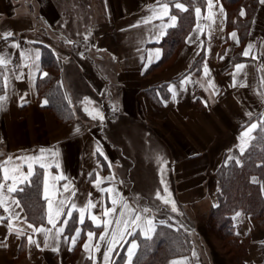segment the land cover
<instances>
[{"label":"crops","instance_id":"crops-1","mask_svg":"<svg viewBox=\"0 0 264 264\" xmlns=\"http://www.w3.org/2000/svg\"><path fill=\"white\" fill-rule=\"evenodd\" d=\"M193 1L197 6L182 45L163 60L165 50L161 42L173 28L157 40L167 18L142 23L152 16L151 7L156 6L157 0H87L92 22L87 31L89 37L83 41L65 40L64 44L56 32L60 16L54 0H0V56L10 61L6 69H0L8 77V84L0 93L7 97L0 110V151L4 160L9 156L15 160L39 155L41 149L58 152L54 159L48 158L53 163L48 172L65 177L56 187L63 192L62 186L68 184L75 196L63 192L60 198L67 197L76 205V209L65 207V212L71 211L72 216L60 218L68 220L63 225L64 232L57 238L53 229L47 247L43 234H33L27 227L32 223L26 219L20 202L18 207L11 205V209L20 217L13 224L24 235L9 231L10 213L0 208V216L5 217L0 220V264H106L104 253L115 225L107 228L105 240L100 241L99 237L106 231L104 221H114L123 202L138 212L150 208L149 213L142 215L153 217L156 228H182L170 205L155 198L158 189L164 194L160 183L162 167L177 202V212L192 223L188 229L190 251L168 264H232L233 254L218 249L217 237L211 235L203 220L217 205L219 189L217 183L213 184L216 171L235 162L228 159L235 153L240 161L237 138L253 118L264 112V4L258 0L246 38L241 41L238 31L227 27L219 11L222 6L226 14L222 0H214L215 23L204 18L208 15L207 0ZM180 2L187 8L186 0ZM196 8L201 9V17L196 16ZM172 9L175 8L170 2ZM197 23L202 26V33L198 32ZM7 32L13 36L2 39ZM232 32L237 33L239 44L231 38ZM188 37L192 42H188ZM13 44H19V48ZM250 44L253 47L249 56H243ZM41 46L50 49L60 63V78L74 111L71 122H59L38 104L37 82L45 73ZM157 50L159 60L155 59ZM37 51L40 59L33 63ZM22 52L32 59L26 61ZM205 63L208 76L203 71ZM236 64L245 67L236 75L233 87ZM21 74V79L15 78ZM185 78L190 82L182 83ZM209 81L214 88L208 87ZM169 86L175 88V99ZM80 92L92 98L103 120L92 119L84 111ZM95 110L89 111L95 114ZM56 162L58 168L54 166ZM34 170L41 173L40 194L45 212L44 224L37 227L51 228L46 219L45 170L38 165H34ZM2 175L0 172V183ZM97 177L103 179L99 187ZM101 188L110 191L102 192ZM14 193L6 195L19 201ZM113 199L117 200L116 212L105 216V209L113 207ZM89 201L96 206L85 212L84 223H80L78 210L86 208ZM93 215L99 218V226L90 218ZM161 220L165 223L161 224ZM231 221L238 242L245 245L242 264H264V231L241 211L234 213ZM60 226L58 223L57 227ZM76 230L80 236L73 246L71 238ZM89 232L93 233L91 242ZM29 235L39 242V248L28 243ZM140 239H146L140 229H135L131 236L125 235L123 240L117 232L119 242L114 243L107 264H115L120 254L122 264H128L127 250L134 241L137 254ZM85 243H90L87 252ZM96 243L100 244L99 251L94 248Z\"/></svg>","mask_w":264,"mask_h":264},{"label":"trees","instance_id":"trees-1","mask_svg":"<svg viewBox=\"0 0 264 264\" xmlns=\"http://www.w3.org/2000/svg\"><path fill=\"white\" fill-rule=\"evenodd\" d=\"M58 9L60 22L56 32L65 40H85L89 37L87 31L91 25L90 12L87 0H54ZM187 1L186 12L172 9L178 18L175 28L167 33L161 45L164 47V59L174 54L182 45L185 34L192 23L193 9L197 3ZM226 7L227 27L239 33L240 40L246 38L250 18L253 15L258 0H222ZM200 3V2H199ZM244 10L246 16L240 18L239 12ZM42 69L47 77L41 76L37 82V98L40 108L49 111L61 123L71 122L74 111L66 89L61 81L60 63L47 47L41 46ZM2 91H0L1 93ZM47 99L48 104H44ZM264 119V112L252 119L257 123ZM250 124V123H249ZM257 139L252 142L245 153L242 154L240 164L235 162L220 167L215 175L218 182L217 205L211 209L206 217L205 226L210 231L220 233V240H225V246L235 250L238 257L231 259L232 264H242L245 245L238 242L233 233L232 215L237 211L249 215L264 231V140L254 133ZM4 155L0 151V162ZM256 181L253 182L252 179ZM22 191L15 192V197L21 203L26 219L38 226L44 224V200L41 197V173L37 172L29 184L23 186ZM137 200V198H135ZM174 200V198H172ZM175 201V200H174ZM177 204V202L175 201ZM181 223L185 222L182 212L174 214ZM191 239L189 233L181 227L172 228L158 225L151 240L140 239L139 249L132 264H168L179 255L190 251ZM230 254V251H227ZM233 256V255H232ZM122 254L115 264H122Z\"/></svg>","mask_w":264,"mask_h":264},{"label":"snow or ice","instance_id":"snow-or-ice-1","mask_svg":"<svg viewBox=\"0 0 264 264\" xmlns=\"http://www.w3.org/2000/svg\"><path fill=\"white\" fill-rule=\"evenodd\" d=\"M170 2H171V7H174L175 9H178L181 12H186L188 9L185 7L184 3L180 2V0H157L156 6L151 7L152 11V16L145 18L142 23L144 24H149L152 22L153 19H159V20H164L167 18L168 22L165 24H162L160 27V31L156 37L157 40L162 38L164 35H166L167 29L168 28H174L177 25V16L175 14H172L170 11ZM260 3L264 4V0H260ZM215 7L214 0H207V9H208V15L204 17L205 19H208L212 21V23H215V13L213 12V8ZM220 13L224 15L226 19V14L224 13V9L221 6L219 9ZM195 14L197 17H201V9L196 8L195 9ZM240 16H244L245 12L243 9L240 11ZM139 25H134V27H138ZM197 30L198 32L202 33L203 28L202 26L197 23ZM13 36V33L7 32L3 35L2 39L8 40L9 37ZM231 38L239 44V38L237 37L236 32H232L230 34ZM87 39V37H85ZM188 42H192V38L188 37ZM13 47L19 48V44H13ZM253 47V45H248L245 51L242 53L243 56H249L250 50ZM21 56L25 58V60H31L32 57L28 53H21ZM40 59V52L37 51L35 53V60L33 63L36 61H39ZM155 59L159 60L160 59V52L159 50L156 51L155 53ZM151 63V60L149 61ZM10 63L8 59H6L4 56H0V69H6L7 65ZM29 65L26 63L25 67H28ZM245 65L244 64H236L235 65V73L233 74V87L236 86L235 84V79L236 75L239 74L243 69ZM37 69H38V64H37ZM203 71L205 76L210 75L209 69L207 64H204ZM22 75H18L15 78L16 79H21ZM47 73H43L44 77H47ZM0 76L3 77L2 81H0V91H2L8 84V77L3 75V72H0ZM190 82L188 78H185L182 83H188ZM241 87L244 85L241 84ZM209 88H214V84L209 81L208 84ZM169 91L173 95V99H175L176 96V91L173 86H169ZM215 94V93H214ZM7 97L5 95H0V110L3 109V102L6 101ZM48 100H44V104H48ZM69 104L71 103V100L69 99ZM115 110V109H114ZM84 111L88 113L92 117V119H97L99 118L100 120H103V114L100 113L98 110H95V114L93 112H90L87 107H85ZM249 117H251V113H247ZM76 131H79L77 128ZM254 133H257L259 135V138L261 140H264V119L259 120L257 123H251L248 126H245L244 129L242 130L241 134L238 136V150L240 154H244L246 149L249 148V146L252 144L254 140L257 139V136L254 135ZM97 152H100L101 155L103 154L101 152V149L99 146H97ZM59 154L58 152H51V151H46L44 149H41L39 152V155L35 156H23V157H16L15 160L13 157L9 156L6 160L3 162H0V172L3 173L2 179L3 183H0V208L4 210V212L10 213V216L8 217L9 220V231L10 232H15L17 235H24V231L22 229L16 228L13 224V221L19 220L20 217L18 214L12 213L11 205H16L17 207L19 206V201L15 199H11L6 193H14L18 191H22V189L19 187L20 184H25L31 181V178L36 175L35 170H34V165H38L41 169H44V177H43V186H44V199L47 203V211H46V219H47V224L51 225V228H45L43 226H34L33 224H28L27 227L32 229L33 234H43L44 236V241H45V247H47V241L49 239L50 234L52 233L53 229H55V235L57 238L60 237V235L64 232V224L68 223V220H63L61 221L62 216H72V212L68 211L67 213L65 212V207H68L70 205L71 209H76V205L74 203H70L69 199L67 197L65 198H60L63 195V192H70L71 196H75V192L70 190V186L68 184H65L62 186L63 192L59 188L56 187L58 182L60 180L65 179L63 175H51V173L48 172V169L53 167V163L49 162V157L55 158ZM229 160H234L236 164H239L240 161L236 159L235 157L229 156ZM16 161H20V163H16ZM27 168V171H24V168ZM55 167H59V163L56 162ZM161 172V179L160 183L163 186V192L164 194H161V191L158 189L155 193V198L159 200L162 204L164 205H170V210L172 212H177V206L175 201L172 199V194L169 191L167 181L164 178L165 174V168L162 167L160 169ZM114 177H109V179H113ZM8 181H11V183H8ZM51 181V183H50ZM103 182L102 178L97 177L96 179V186L99 187V185ZM100 191L105 192V191H110L109 189H104L101 188ZM113 207L111 209H105L104 215L108 216L111 213L116 212V205H117V200L113 199L112 200ZM96 205L92 203L91 201L88 202L86 208H81L79 209V217H80V223H84V217H85V212L89 209L94 208ZM151 211L150 208H143L141 211H137L134 208H131L128 203L123 202L121 204V209L120 212L117 216V218L112 221V220H106L104 221L106 231L104 234H102L99 237L100 241L105 240V236L108 234L107 233V228L111 225H115L114 228H112L111 232V237L112 239L107 240L108 249L107 252L104 253V260L107 264V261L109 260V254L114 251V243H118L119 241L116 240L117 232H119V237L120 240H123L125 235L131 236L133 235L135 229H140L143 232L144 237L147 240L152 239V234L156 231V224L154 223V218L149 217V216H144L142 213H149ZM237 216L240 214L237 213ZM94 222H97L99 226V218L97 216H91L90 217ZM5 219V217L0 216V220ZM142 221V223H141ZM60 223L61 226L57 227V224ZM161 224H164L165 221L161 220ZM132 228V231H129V229ZM239 235V233H237ZM80 236V231L76 230V235L71 238V244L74 246L76 244L77 239ZM28 243L30 245H35L37 248L40 247L39 242L33 238L32 235H29L27 237ZM93 239V233L89 232L88 233V240L91 242ZM3 244V241H0V245ZM94 248L96 251H99L100 249V244L96 243L94 245ZM138 248L137 243L134 241L131 242L130 247L128 248L127 252V260L128 264H132L133 257L136 254V250ZM84 249L85 251H89L90 249V243H85L84 244ZM53 251H57V248H53ZM89 258H92L91 256Z\"/></svg>","mask_w":264,"mask_h":264},{"label":"rangeland","instance_id":"rangeland-1","mask_svg":"<svg viewBox=\"0 0 264 264\" xmlns=\"http://www.w3.org/2000/svg\"><path fill=\"white\" fill-rule=\"evenodd\" d=\"M73 40V39H72ZM73 41H78V40H73ZM81 94H83V95H80L81 96V100H82V102H83V104L87 107V108H89V110H95L96 109V106H95V103H93V100H92V98L91 97H89L87 94L85 95V93L84 92H80ZM252 123H255V122H252ZM250 125V124H249ZM242 156V155H241ZM241 156H240V160H241ZM234 157L235 158H238V155L235 153L234 154ZM231 163H233V161L231 162ZM216 177V176H215ZM252 181L253 182H255L256 181V179L255 178H253L252 179ZM134 182V181H133ZM135 183V182H134ZM217 183V187H218V182H217V180L216 181H214L213 182V184H216ZM218 189H219V187H218ZM141 205L143 204V202L142 203H140ZM186 218V217H185ZM206 220V216H205V219L203 220V222H206L205 221ZM192 223L189 221V219L188 218H186L185 219V222L184 223H182V228L181 229H183L185 232H187L188 233V229H190V227L192 226L191 225ZM207 228V227H206ZM209 231V230H208ZM210 233H211V235H214L215 237H217L216 239V241H217V245L216 246H218V249L222 252V253H224V254H226V252L227 251H230V253H232L233 254V256H231L233 259H235L236 257H238V253H237V251H235V250H232V249H229L227 246H225V240H220V233L219 232H217V231H210ZM219 238V239H218ZM228 256V255H227ZM231 258V259H232Z\"/></svg>","mask_w":264,"mask_h":264}]
</instances>
